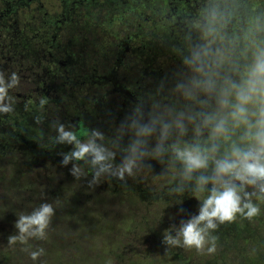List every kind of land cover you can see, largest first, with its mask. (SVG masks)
<instances>
[{
	"label": "flooded vegetation",
	"instance_id": "flooded-vegetation-1",
	"mask_svg": "<svg viewBox=\"0 0 264 264\" xmlns=\"http://www.w3.org/2000/svg\"><path fill=\"white\" fill-rule=\"evenodd\" d=\"M41 2L50 9L44 13V18L34 9ZM213 8L219 9L226 20L225 40L229 47L235 44L238 54L249 48L253 33L256 40H264V0H0V72L6 83L11 82L12 72L20 77L8 90L10 99L3 102L10 111L0 112V148L14 149L17 143L9 144L5 133L29 124V115V118L41 119L62 111L64 117L70 116L71 109L54 92L58 85L54 83L53 91L48 84L52 73L57 71L66 72L71 79L69 99L75 87L88 94L94 90L92 87L105 84L104 96H92V99L108 114L118 115V83H122V105L127 100L149 106L156 104L154 100L164 105L173 103L176 99L173 90L185 71L183 58L192 47L204 42L201 33L209 22V10ZM157 29L160 31L155 32ZM162 32L172 39L175 49L164 47ZM141 41L145 42L146 58H137L144 52L140 49ZM154 52L160 54L152 57ZM125 57L129 63L120 68ZM119 71L121 81H118ZM160 85L168 91L159 92L155 97L146 95L147 91H153L151 88ZM45 97L48 102L41 108L40 99ZM89 97L84 98L88 100ZM71 122L74 127L68 130L86 129L79 119ZM116 134L118 137V132ZM170 178L160 173L153 174L150 179L144 175L142 196L164 192L170 185ZM96 186L102 188L100 183ZM72 214L60 212V216L52 220L48 238L41 242L47 248L66 253L68 260H77L64 238L57 241L58 224L63 226L66 220L72 221ZM151 237L162 238V232L153 229ZM133 247L142 252L146 250L140 245ZM187 254L200 263L192 249L161 245L153 253L151 264H185ZM128 257L137 258L135 255Z\"/></svg>",
	"mask_w": 264,
	"mask_h": 264
},
{
	"label": "clouds",
	"instance_id": "clouds-1",
	"mask_svg": "<svg viewBox=\"0 0 264 264\" xmlns=\"http://www.w3.org/2000/svg\"><path fill=\"white\" fill-rule=\"evenodd\" d=\"M225 24L219 9L209 10V22L201 33L204 42L183 58L185 71L173 90L175 101L163 105L159 113L161 106H153L147 114L148 123L136 107L129 118L132 139L127 146L110 147L99 131L89 134L88 129L66 131L62 124L53 125L58 132L54 142L73 146L62 154V165L81 162L73 165L71 175L80 180L91 171L90 188L102 181V174L103 178L124 181L137 173L138 160L170 153L180 169H171L173 179L181 178V187L170 192L193 193L199 208L178 228L172 225L163 238L174 247L208 254L216 252L218 239L209 230L235 222L238 216L253 220L261 214L264 202V40H256L253 33L249 48L238 54L235 44L229 47L225 40ZM19 79L12 72L11 82L6 83L0 72V112L10 111L3 102L10 99L8 90ZM47 102L46 97L41 98L40 107ZM152 140L156 146L149 149ZM117 151L124 154L119 164L115 163ZM55 212L53 203L44 202L30 214L19 215L15 223L19 234L10 236L8 244L25 245L23 250L31 260L38 261L45 249L32 250L29 240L48 238ZM173 228L175 237L171 235Z\"/></svg>",
	"mask_w": 264,
	"mask_h": 264
},
{
	"label": "trees",
	"instance_id": "trees-1",
	"mask_svg": "<svg viewBox=\"0 0 264 264\" xmlns=\"http://www.w3.org/2000/svg\"><path fill=\"white\" fill-rule=\"evenodd\" d=\"M34 9L36 10V14L43 18L45 12H50L45 2L39 3ZM48 27L52 28V26ZM158 31L160 30H155V32ZM161 34L164 47L169 48V50L175 49L176 45L174 42H171L172 39L164 32ZM152 38L153 34L151 30L150 40L151 46L153 47L154 42ZM140 49L144 52L142 56L138 55L137 58H146L148 54L145 52V42H143V46ZM112 54L114 52H110V55ZM158 54L160 53L154 52L151 55L152 57H156ZM124 60L120 68L126 63H129L126 57ZM127 69H129L128 66ZM125 70L124 67L123 71ZM96 74H103V72H97ZM121 79L122 75L119 71L118 81H121ZM54 83L58 85L56 91H54ZM48 84L56 95L71 109V114L70 116L64 117L62 111H56V115L47 114L41 119H37L35 116L29 118V115V124L20 125V129L15 128V130H8V133H5L6 141L12 145L16 142L21 149L14 152L12 147L0 148V159H5L4 161L6 163L11 164L10 176L5 181L8 183L6 192L3 196H0V203L2 204L0 205V210L18 209L22 206V203L33 204L34 200H36L35 208L44 202L53 203L57 215L52 220L57 219L60 216V212L66 213L69 211L73 213L72 218H74L75 213L69 206L70 197L68 193L70 191L78 193V190L89 192L86 197L88 199V205L84 207L81 201H77L78 205L100 222L106 221V217L100 210V207L104 205L103 203L106 199L116 202L115 204L118 208L125 209L120 217L115 220V226L118 225V227L106 230L105 228H100V232H103L101 235L108 242L105 248H101L98 253L88 255L84 258H80L75 248L72 247L69 249V251L74 250L78 258L77 260L71 258L68 260L66 253L58 249L49 248L46 250L45 255L41 256L38 261H32L28 252L23 250L26 247L25 245H21L19 242L12 248L7 245V238L12 233L16 234L14 232L17 230L14 220L0 221V249L6 252L4 254V263L151 264V257L156 251L157 246L169 245L163 238L166 230L172 225L178 228L182 220L186 221L198 212L199 202L193 197V193L185 192L179 195L175 192H170L171 188L181 187V178L178 176L174 181V173L171 170L175 167L179 171V165L173 164L170 153L167 152L161 153L159 157L145 156L138 160L137 167L134 168V172L137 173L134 176L126 177L124 181L115 177H109L106 178V185L109 188H99L96 191H89L88 181L92 179L90 172L88 177L81 178L80 180H76L71 175L70 170L73 165L80 164L81 162L73 160L69 161L67 165H62V154H67L72 149V145L54 142L58 136V132L53 125L58 126L62 124L67 131L70 128L69 125L74 126L71 120L77 122L79 119L81 122H84L89 134L92 131H99L105 136L110 147L113 145L123 147L127 146L132 139V133L128 129L131 125L129 118L134 116V109L139 107L144 113V123H148L147 114L152 110L153 106L160 105L161 107L157 108V111H161L164 104L159 100H154L156 104L149 106L144 105V103L127 100L128 102L122 105L120 102L124 97L120 90L122 83H118V115L116 113L108 114L106 110L98 107L99 103L92 99V96H104L106 90L104 88L105 84L102 83L95 87L88 94L77 90L75 87L70 99L67 97V93L72 83L66 72L57 71L52 73ZM151 89L153 91L149 90L146 92V95L149 97H155L159 92L163 93L168 91L161 85ZM86 96H90L88 100L84 98ZM100 104L103 105L102 102ZM116 132H118V137ZM38 139H42V141L39 142ZM116 140H118L117 144ZM100 142L97 140V143ZM53 145L54 147H52ZM56 146L58 147L56 148ZM155 146L156 142L152 140L148 148L153 149ZM123 158L124 154L118 151V155H116V161L118 162L116 164H119ZM50 163L51 165L49 166L45 165ZM32 168L35 171L31 177L30 170ZM45 168L52 172L41 174L40 172ZM155 173L170 175V185L164 192L162 190L160 193L154 195L157 199L151 203L152 211L147 212V208H142L143 206H147L142 201V191L144 188L142 181L144 175H146L147 179H150ZM104 184L101 183V187ZM159 203L162 207L159 206ZM154 206L156 207L155 209ZM163 206H166L164 209L165 212L162 211ZM260 206L261 214L251 221L238 216L235 222H226L220 225L217 230H209L211 235L218 237L216 241V252L213 254H208L206 251L204 253H197L196 249L192 248V251L199 256L200 263L191 259V253V256L187 254L185 264H264V202H261ZM157 207L159 209L161 208L159 213L155 211ZM234 226L235 228L232 231ZM153 229L157 232L161 231L162 238H152L151 234L153 233ZM154 234L157 235L156 232ZM171 235L173 237L176 236L175 228H173ZM40 243V240L34 238L29 240L32 250L38 248ZM135 245L146 248L145 252L134 249L133 246ZM11 251H16L18 255L15 258H11ZM134 255L137 257L136 259L128 257ZM204 259L207 260L204 261Z\"/></svg>",
	"mask_w": 264,
	"mask_h": 264
},
{
	"label": "rangeland",
	"instance_id": "rangeland-1",
	"mask_svg": "<svg viewBox=\"0 0 264 264\" xmlns=\"http://www.w3.org/2000/svg\"><path fill=\"white\" fill-rule=\"evenodd\" d=\"M92 88L95 89V87ZM20 149L21 147L19 145H16L14 147V152ZM4 160L5 159L3 160L0 159V196H3V194L6 192L8 183H6L5 181L9 178L11 173V169H10L11 164L6 163ZM45 165L49 166L51 165V163ZM34 171H35L34 168L30 170L31 177ZM46 172L50 173L52 171L45 168L40 173L43 174ZM102 181H104L105 183L102 186V188L103 189L109 188L106 185V181L105 178H103V174H102ZM97 189L99 188L96 185L92 186L91 188L89 187V191H96ZM77 192L78 193L74 191H70L68 193L70 197L69 206L74 211L75 217L73 218L72 221L66 220L63 226L58 224L57 227L59 231L57 234V241L61 242L62 238H64V243L68 246L75 248L80 258H84L87 257L88 255H93L95 253H98V251L101 248H105L108 245L107 240L101 235L103 232H100V228H105L106 230V229H112L118 227V225L115 226V220L120 217V215L122 214L125 208H118V206L115 204L116 202L106 199L103 203L104 205L100 207L101 212L106 217V221L100 222L96 220L91 214H89L84 208H81L77 203V201H81L84 207H86L88 205L87 203L88 199L86 197L87 194H89V192H84L80 190H78ZM155 194H156L155 192H151L150 194L148 193L143 194L142 201L143 203L147 204V206H143L142 208L144 209L147 208V212L152 211L151 203L155 199H157L154 196ZM0 205L2 204L0 203ZM159 206L162 207L160 203ZM35 207H36V200H34L33 204L22 203V206L18 209H13V210L6 209L5 211L0 210V221L11 219L14 220V222L16 223V220L18 219L19 215L30 214ZM165 207L166 206H163L162 208L163 212H165L164 211ZM155 208L156 207L154 206V209ZM155 211L159 213L161 211V208L159 209V207H157ZM14 232L17 235L19 233L18 229ZM16 234L12 233L11 236ZM8 238H7V245H9ZM14 246L15 245H12L10 247L12 248ZM39 247H43L45 249V252L46 250L49 249L45 247L42 242L39 244ZM62 250H65V248H62ZM4 254H6V252L0 249V264H5ZM17 255L18 253L16 251H11V258H15Z\"/></svg>",
	"mask_w": 264,
	"mask_h": 264
}]
</instances>
